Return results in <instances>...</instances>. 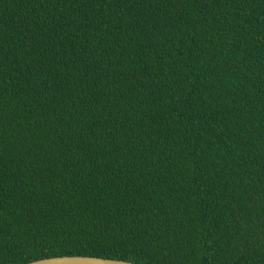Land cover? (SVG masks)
Listing matches in <instances>:
<instances>
[{
    "label": "trees",
    "instance_id": "16d2710c",
    "mask_svg": "<svg viewBox=\"0 0 264 264\" xmlns=\"http://www.w3.org/2000/svg\"><path fill=\"white\" fill-rule=\"evenodd\" d=\"M264 264V0H0V264Z\"/></svg>",
    "mask_w": 264,
    "mask_h": 264
},
{
    "label": "water",
    "instance_id": "95a60500",
    "mask_svg": "<svg viewBox=\"0 0 264 264\" xmlns=\"http://www.w3.org/2000/svg\"><path fill=\"white\" fill-rule=\"evenodd\" d=\"M25 264H141L137 262L96 256H57L31 261Z\"/></svg>",
    "mask_w": 264,
    "mask_h": 264
}]
</instances>
